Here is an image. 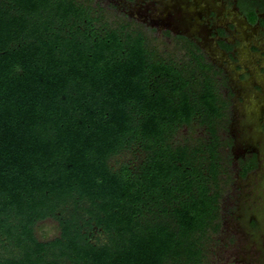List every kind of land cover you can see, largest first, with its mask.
<instances>
[{"label":"trees","instance_id":"1","mask_svg":"<svg viewBox=\"0 0 264 264\" xmlns=\"http://www.w3.org/2000/svg\"><path fill=\"white\" fill-rule=\"evenodd\" d=\"M102 11L0 0V264H208L228 175L217 69ZM195 124L205 138H177ZM46 218L59 231L40 239Z\"/></svg>","mask_w":264,"mask_h":264},{"label":"rangeland","instance_id":"2","mask_svg":"<svg viewBox=\"0 0 264 264\" xmlns=\"http://www.w3.org/2000/svg\"><path fill=\"white\" fill-rule=\"evenodd\" d=\"M95 1L113 25L132 20L165 54L184 57L182 45L187 43L180 36L187 37L217 69L219 92L229 101L217 127L228 175L222 176L220 227L207 244V261L264 264V27L248 23L239 0ZM256 2L263 6L257 9L264 17L263 0ZM219 27L227 29L228 40L237 42L233 49L224 41L218 44ZM218 33L224 35L225 30L220 28ZM207 135L203 126L195 124L192 129L180 128L177 138ZM253 153L257 166L240 176V160ZM131 156L125 154L122 159ZM35 229L40 239L52 238L59 231L53 218L39 221Z\"/></svg>","mask_w":264,"mask_h":264},{"label":"flooded vegetation","instance_id":"3","mask_svg":"<svg viewBox=\"0 0 264 264\" xmlns=\"http://www.w3.org/2000/svg\"><path fill=\"white\" fill-rule=\"evenodd\" d=\"M257 0H239V3H240V6L242 7L241 9L243 10V14L244 16L246 17L248 23L250 24H256V23H259V25L263 26L264 27V23L262 21H264V17H262L260 15V12L257 8L258 5L260 6V4L256 2ZM264 2V0H263ZM263 6H260V8H262ZM250 13V14H249ZM252 16V17H251ZM233 25H231L232 27ZM222 28L225 30V33L224 35H220L218 33V30ZM227 29H225L224 27H219L217 29V36L219 37L218 39V44H220L221 41H224L228 44H231V49L234 48V45L233 44H237V42H234L232 40H228V33H227ZM234 35V34H233ZM179 37V36H178ZM193 44H196L194 41L190 40ZM199 47V46H198ZM221 47V46H220ZM200 48V47H199ZM222 48V47H221ZM223 49V48H222ZM225 50V49H224ZM226 52H230L231 53V50L230 51H227L225 50ZM250 172V171H249ZM248 172V173H249Z\"/></svg>","mask_w":264,"mask_h":264}]
</instances>
